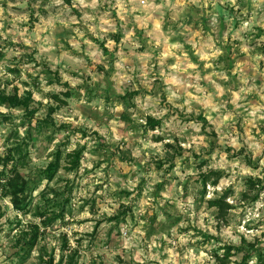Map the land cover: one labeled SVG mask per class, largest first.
Segmentation results:
<instances>
[{
  "label": "rangeland",
  "instance_id": "1",
  "mask_svg": "<svg viewBox=\"0 0 264 264\" xmlns=\"http://www.w3.org/2000/svg\"><path fill=\"white\" fill-rule=\"evenodd\" d=\"M0 92V264L264 253V0H0Z\"/></svg>",
  "mask_w": 264,
  "mask_h": 264
},
{
  "label": "trees",
  "instance_id": "2",
  "mask_svg": "<svg viewBox=\"0 0 264 264\" xmlns=\"http://www.w3.org/2000/svg\"><path fill=\"white\" fill-rule=\"evenodd\" d=\"M66 1L69 4L72 3V0H66ZM0 102L3 104H9L10 106H18L24 103V101H22L19 98L18 92L13 93V94H6L3 92H0ZM151 123L155 125L158 122L157 121L155 122L154 119H151ZM83 152H84L83 149H76L73 152L68 154L69 157H71V160H70L71 166L69 167L70 170H75L80 167L81 160L83 158ZM59 168H60V155L59 157H57L55 161H52L49 163L47 168L44 170V174L46 175L48 179L52 180L56 176ZM11 185L13 186L12 194H13L14 203L17 205L23 204L24 198H26V195H24L23 197L22 193L26 191V188H27L26 181H23L22 183L11 184ZM210 204L212 206H215L221 213H224V211L227 210V208H229L228 207L229 204L227 203L226 199L223 197H219V198L211 200ZM38 237H39V234L34 233L33 238L30 239L29 243H27L28 251L31 248H33L34 244L37 242ZM225 249H226V252L224 253V255L219 256V259L221 260L223 264H228L230 261V258L236 252L243 253V259H242L243 264H249L251 258L256 254H258L259 260L264 259V253L260 252L257 249L256 245H254L253 243L246 242L245 244L240 245V246L228 245L227 247H225ZM49 264H54L53 259L50 260Z\"/></svg>",
  "mask_w": 264,
  "mask_h": 264
}]
</instances>
